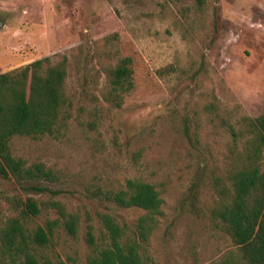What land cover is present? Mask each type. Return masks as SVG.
<instances>
[{
    "label": "rangeland",
    "instance_id": "1",
    "mask_svg": "<svg viewBox=\"0 0 264 264\" xmlns=\"http://www.w3.org/2000/svg\"><path fill=\"white\" fill-rule=\"evenodd\" d=\"M45 57L67 58L71 115L53 134L11 139L16 157L53 175H0V224L51 223L41 252L88 264L101 213L129 225L145 213L106 197L138 178L163 198L145 258L211 264L236 249L213 214L216 180L251 164L247 118L264 112V0H0V73ZM125 57L134 87L117 106L106 99L108 71ZM29 198L36 215L25 214Z\"/></svg>",
    "mask_w": 264,
    "mask_h": 264
},
{
    "label": "trees",
    "instance_id": "2",
    "mask_svg": "<svg viewBox=\"0 0 264 264\" xmlns=\"http://www.w3.org/2000/svg\"><path fill=\"white\" fill-rule=\"evenodd\" d=\"M67 58L52 62L49 57L34 60L13 71L0 73V175L18 180L51 178L50 169L41 163L30 166L11 150L15 135L39 138L58 131L64 118L71 115L72 98L66 89ZM106 99L120 106L123 95L134 87L131 58H122L108 71ZM256 133L248 156L251 164L235 171L229 183L216 180L219 198L214 216L232 237L236 249L211 264H264V112L247 118ZM106 197L122 208L145 211L132 225L121 223L110 213H101L104 225L101 241L92 230L88 241L92 252L88 264H155L145 258L143 249L158 225L163 198L157 186L147 180L130 178L118 191ZM25 214L36 215L35 199L26 202ZM62 208V207H61ZM63 215L65 213L63 212ZM71 234L77 233V219H66ZM52 225L30 231L17 216L0 224V264H64L41 252L51 240Z\"/></svg>",
    "mask_w": 264,
    "mask_h": 264
}]
</instances>
